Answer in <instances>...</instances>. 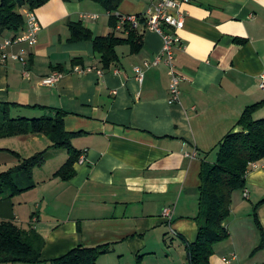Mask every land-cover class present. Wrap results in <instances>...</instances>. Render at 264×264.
Listing matches in <instances>:
<instances>
[{
  "label": "crops",
  "instance_id": "crops-1",
  "mask_svg": "<svg viewBox=\"0 0 264 264\" xmlns=\"http://www.w3.org/2000/svg\"><path fill=\"white\" fill-rule=\"evenodd\" d=\"M157 1L121 0L116 13L143 16ZM27 10L20 9L23 17ZM178 11L182 28L163 26L180 39L174 62L182 78L173 104L168 67L155 63L162 35L145 24L141 48L132 53L128 44L117 46L118 59L106 69L91 39L69 40L72 22L92 36L127 35L121 20L112 29L108 11L95 1L49 0L34 10L41 27L36 43L6 48L0 102L15 104L12 117L62 111L64 129L77 133L71 144L83 156L63 181L53 173L67 153L45 135L0 138V172L18 163L15 153L45 152L44 164L33 169L36 185L0 210L1 219L13 217L44 239L43 260L80 244H108L96 264H189L202 161L210 162L226 134L241 130L236 124L248 106L264 101V0H180ZM14 34H0V43ZM18 54L25 64L12 58ZM54 71L59 78L43 84ZM252 116L264 117V103ZM53 155L59 157L50 169L45 165ZM253 164L244 189L231 195L224 222L229 236L216 244L211 264L264 263V159Z\"/></svg>",
  "mask_w": 264,
  "mask_h": 264
},
{
  "label": "trees",
  "instance_id": "trees-1",
  "mask_svg": "<svg viewBox=\"0 0 264 264\" xmlns=\"http://www.w3.org/2000/svg\"><path fill=\"white\" fill-rule=\"evenodd\" d=\"M49 0H0V34L14 32V37L24 28V18L20 9L26 7L35 10ZM102 5L109 13V24L112 29L121 18L117 14L121 0H92ZM138 17V25L134 27L127 19L121 21L126 36L114 32L104 36H92L90 30L81 22L69 24L70 41L91 39L94 51L99 54L104 69L113 65L118 55L116 47L128 44L132 53L142 46L141 25L145 18ZM264 101L248 106L236 125L241 130L229 132L218 144L215 162L203 160L200 172L199 207L194 217L198 225L197 236L187 244V260L189 264H211L210 257L217 243L228 238L229 233L224 224L230 215L231 195L242 190L246 183V173L250 163L264 159V117L254 119L253 112L263 105ZM14 103L0 102V138L40 133L45 135L52 147L67 150V158L53 173V177L69 180L74 175V164L81 152L74 148L71 139L77 133H68L64 129L62 111L56 110L53 115L40 117H12L10 107ZM43 107V106H42ZM45 152H36L29 157H20L18 163L0 172V198H13L32 189L36 182L33 169L45 162ZM11 206V205H10ZM257 224L255 212L253 213ZM262 231L261 227L259 226ZM262 246L264 233L262 231ZM44 239L33 228H22L14 218H0V263L26 264H96L98 258L108 251V244L95 246L77 245L62 256L51 260L41 258ZM141 256H138V259Z\"/></svg>",
  "mask_w": 264,
  "mask_h": 264
},
{
  "label": "built area",
  "instance_id": "built-area-1",
  "mask_svg": "<svg viewBox=\"0 0 264 264\" xmlns=\"http://www.w3.org/2000/svg\"><path fill=\"white\" fill-rule=\"evenodd\" d=\"M180 0H158L152 7H150L143 17L145 18V25L147 30L155 31L162 35L163 38V47L160 52V55L156 57L155 63H164L168 67V74L170 76L169 82V92L170 97L168 102L170 104L176 103L180 96L179 84L181 81V75L176 69L174 62V48L177 43L180 42V39L174 33L165 32L163 26H170L174 29L182 28L184 24L183 14L178 11V6ZM127 19L132 23L134 27L138 25V17L135 15H130L122 17L121 21ZM25 32L18 35L14 41L7 38L0 43V61H5L8 58L6 48L12 43L19 42H28L29 44H34L37 41V34L40 30V24L37 20V17L34 13V10H27L25 12ZM12 58L19 60L22 63H26L22 54L13 55ZM138 73L139 78L142 76V71L140 68H135ZM24 74L27 75V71H24ZM60 76L58 71L52 72L49 76L42 78L41 82L46 85L54 83ZM259 87L264 90V75L260 77ZM80 161H83V156H80ZM253 164V163H252ZM254 165V164H253ZM249 166H252L251 163ZM244 194H246L244 192ZM164 213L168 216V210H164ZM264 264V263H256Z\"/></svg>",
  "mask_w": 264,
  "mask_h": 264
},
{
  "label": "rangeland",
  "instance_id": "rangeland-1",
  "mask_svg": "<svg viewBox=\"0 0 264 264\" xmlns=\"http://www.w3.org/2000/svg\"><path fill=\"white\" fill-rule=\"evenodd\" d=\"M24 18V23H25V16L23 17ZM26 24V23H25ZM25 24H24V28H25ZM18 35H20V34H17L16 35V37L18 36ZM16 37H14V38H10L11 39V41H14L15 40V38ZM9 39V38H8ZM4 41V40H3ZM13 44H16L15 42L14 43H12V45ZM27 117H30V116H27ZM31 117H33V116H31ZM38 117V116H37ZM57 151H60V152H64V153H67V150H65V149H63V148H60V149H56ZM217 151L218 150H214L213 151V153L211 154V157H209L208 158V160L210 161V162H215V160H216V157H217ZM55 152V151H54ZM214 152H215V154H214ZM36 153V152H35ZM59 156H54L53 155V157L50 159V160H48L47 161V164L45 165L46 167H48V168H50L51 169V167H52V165H55V162H56V159L55 158H58ZM252 163H255V162H252ZM251 163V164H252ZM12 199L11 198H6V199H1L0 198V210L2 211V206L4 205V204H6V205H12ZM23 221H26V220H23ZM0 264H26V263H0Z\"/></svg>",
  "mask_w": 264,
  "mask_h": 264
}]
</instances>
